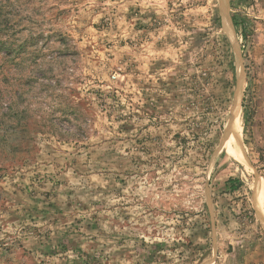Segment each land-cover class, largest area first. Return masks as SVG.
Segmentation results:
<instances>
[{"label": "rangeland", "instance_id": "obj_1", "mask_svg": "<svg viewBox=\"0 0 264 264\" xmlns=\"http://www.w3.org/2000/svg\"><path fill=\"white\" fill-rule=\"evenodd\" d=\"M0 264H264V0H0Z\"/></svg>", "mask_w": 264, "mask_h": 264}, {"label": "water", "instance_id": "obj_2", "mask_svg": "<svg viewBox=\"0 0 264 264\" xmlns=\"http://www.w3.org/2000/svg\"><path fill=\"white\" fill-rule=\"evenodd\" d=\"M224 16H225L226 21H227L228 23H230V18H229V15H228V12H227L226 8H225V10H224ZM234 48H235V52H236V54H237V57H238V59H239V58H240L239 48H238V46H237L236 44H234ZM228 128H229V127H228ZM228 128H227V129H228Z\"/></svg>", "mask_w": 264, "mask_h": 264}, {"label": "bare ground", "instance_id": "obj_3", "mask_svg": "<svg viewBox=\"0 0 264 264\" xmlns=\"http://www.w3.org/2000/svg\"><path fill=\"white\" fill-rule=\"evenodd\" d=\"M228 140H230V137H229V139ZM238 148H237V146L234 148V152H235V154H236V156H237V154L239 155V153H238V150H237ZM242 151V150H241ZM242 154V153H241ZM242 155H244V154H242ZM240 158V157H239ZM242 159H243V156H242Z\"/></svg>", "mask_w": 264, "mask_h": 264}]
</instances>
